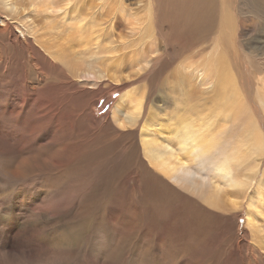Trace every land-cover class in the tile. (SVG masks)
<instances>
[{
  "label": "rangeland",
  "instance_id": "obj_1",
  "mask_svg": "<svg viewBox=\"0 0 264 264\" xmlns=\"http://www.w3.org/2000/svg\"><path fill=\"white\" fill-rule=\"evenodd\" d=\"M1 20L25 43L0 45V264H264L262 166L248 176L250 160L232 164L233 178L248 176L240 190L205 170L223 189L209 207L113 119L136 94L156 114L150 139L202 175L179 123L222 128L202 71L220 53L264 144V0H0ZM139 41L140 71L124 49Z\"/></svg>",
  "mask_w": 264,
  "mask_h": 264
},
{
  "label": "bare ground",
  "instance_id": "obj_2",
  "mask_svg": "<svg viewBox=\"0 0 264 264\" xmlns=\"http://www.w3.org/2000/svg\"><path fill=\"white\" fill-rule=\"evenodd\" d=\"M209 15L210 12L206 15L207 19H209ZM131 32L137 33V28L132 27ZM141 35L150 37V34L141 33L140 36ZM3 42L13 46H20L25 43V41L20 39L18 36L14 37L11 30H9L8 22L1 20L0 45ZM4 43L2 45H5ZM128 46L129 45H126L125 43L124 49L125 51L126 49L129 51L128 58L132 59L131 61H133L134 64L136 63L135 68L138 67V71H140L143 64L146 63L145 58L147 55L146 50L144 49L145 42L139 41L138 44L135 42L132 45L130 44L129 48ZM54 54L55 53L52 52L53 60L59 63L63 61V57L60 54L55 56ZM215 55L212 54L209 59H206V61L203 62L202 71L206 74L203 80H213L212 90L216 93V95H221L222 105L219 109H223L225 112L222 115H219L218 118L223 123L221 124L222 128L215 129L214 131V120L212 118L210 121L202 123L186 118L179 123L181 125L179 134H182V138L184 140L183 146L189 147L187 150L190 152L193 160L198 164L199 168L203 170L202 175L200 170L195 171L187 168L183 161L181 162L177 157L170 154L169 152L171 151V147L169 144H162L161 146H158L150 139V132L153 129L150 122L156 117V114L152 108H149V110L148 108L143 110L142 98L137 97L136 94L125 95L127 100H123L121 105L126 102L128 104L127 108H121V105L119 106L118 104L117 108H119V112L123 115L118 113L113 118L119 127L121 125H128L127 128L123 126L120 128H135L134 131L137 134L135 138L138 137L140 139L143 156L148 161L150 166L156 168V170L160 171L164 175H169L179 188L185 190V192L190 195L193 194L197 196L209 207H215V205L219 206L223 203L220 202L219 197L223 189H221L220 183L209 181L205 170H212L219 176H222L225 180V186L227 188L240 190L249 188L247 183L249 182L247 178L249 174L253 175L254 172L261 166L264 168V144L261 138L260 130L257 128L258 125L256 126V124H252V115L246 102H244V99L233 95L232 92L229 91V74L227 71L217 68L221 54L218 53ZM6 63V53L2 51L0 46V64L5 66ZM80 63L81 65H85L83 61H80ZM86 68L87 71L84 72L81 77H84L87 80L94 74L92 72V67L86 65ZM195 69H197V67ZM218 73H221L222 75V83L219 81ZM178 96H180V103L184 104L186 100L185 98L187 97L184 91H180ZM257 99L264 112L263 88L260 90ZM126 109L127 111L124 112ZM252 114L254 113L252 112ZM195 119H198V117ZM231 140L234 141L232 142ZM127 146L131 147L132 143L130 142ZM132 151H134V149H132ZM56 157H60V152L54 155L52 160ZM247 159L252 162V167L248 171V176H245L244 178H233L231 168L232 164H238ZM260 162H262V164L259 166ZM259 186L261 187L262 185ZM246 221L250 225V218L248 215L246 216Z\"/></svg>",
  "mask_w": 264,
  "mask_h": 264
}]
</instances>
